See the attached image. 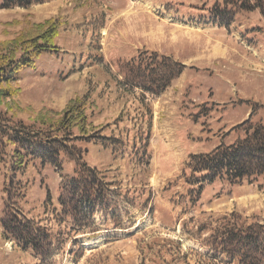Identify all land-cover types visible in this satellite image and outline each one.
Wrapping results in <instances>:
<instances>
[{"label":"rangeland","instance_id":"obj_1","mask_svg":"<svg viewBox=\"0 0 264 264\" xmlns=\"http://www.w3.org/2000/svg\"><path fill=\"white\" fill-rule=\"evenodd\" d=\"M215 4L222 7V0H44L27 9L0 8V47L46 21L58 27L56 52L42 53L20 74L22 110L15 118L56 119L68 103L83 100L87 132L74 130L68 144L136 199L124 204L118 227L95 216L86 235L73 237L76 243L63 235L43 264H229L226 255L215 256L207 245L212 233L199 232V225L214 227L230 213L264 223V180L215 182L195 206L189 201V154L242 137L246 120L264 124V15L233 10L226 29L209 21ZM151 52L185 65L158 97L119 82L121 63ZM10 150L0 162V215ZM61 162L63 173L73 174L74 162L66 155ZM17 179L25 185L23 213L58 237L66 226L52 212L59 174L30 162ZM0 264L41 263L5 240L0 228Z\"/></svg>","mask_w":264,"mask_h":264},{"label":"trees","instance_id":"obj_2","mask_svg":"<svg viewBox=\"0 0 264 264\" xmlns=\"http://www.w3.org/2000/svg\"><path fill=\"white\" fill-rule=\"evenodd\" d=\"M43 1L0 0V8L27 9ZM255 9L264 15L261 0L253 4L245 0H222V7L215 4L209 9V21L228 29L233 10ZM37 27L38 32L18 34L0 47V162L5 160L6 149L11 147L10 176L3 191L0 228L5 240L30 252L43 264L53 257L56 245L62 244L64 239L60 238L63 235H71V239L86 235V230L95 224V216L108 222L106 226L111 225L110 228L118 227L124 204L128 200L135 204L136 199L128 197L104 173L90 167L82 160L80 149L68 144L74 130L80 135L87 132L83 100L68 103L56 119L44 113H38L29 124L15 118V113L22 110L17 103L21 92L18 85L21 72L33 67L35 59L42 53L56 52L58 48L54 43L58 29L56 23L46 21ZM184 68L185 65L166 55L156 52L139 54L121 63L119 73L122 80L119 82L123 87L137 88L151 97H158ZM244 123L246 127L242 137L228 144L221 142L206 153L189 154L186 163L189 174L185 176V182L191 187L188 196L193 206L198 202L203 188L215 182L233 186L264 180V124L249 120ZM74 137L77 138V135ZM61 155L74 162L73 174L63 173ZM30 162L37 163L40 168L49 167L59 174L58 209L52 212L58 223L66 222V226L58 237L42 225V221L28 218L19 206L25 197V185L17 179V175L23 173ZM46 202H51L48 190ZM207 228L212 233L207 245L215 256L219 253L226 255L229 264H264V223H248L241 220L239 215L230 213L217 219L214 227L199 225L198 231ZM73 240V243L78 242L77 239Z\"/></svg>","mask_w":264,"mask_h":264}]
</instances>
